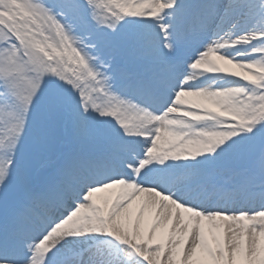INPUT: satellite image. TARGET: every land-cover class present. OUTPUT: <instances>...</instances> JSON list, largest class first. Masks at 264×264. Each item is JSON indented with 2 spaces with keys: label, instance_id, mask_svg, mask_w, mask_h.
<instances>
[{
  "label": "snow or ice",
  "instance_id": "6c2138e0",
  "mask_svg": "<svg viewBox=\"0 0 264 264\" xmlns=\"http://www.w3.org/2000/svg\"><path fill=\"white\" fill-rule=\"evenodd\" d=\"M0 264H264V0H0Z\"/></svg>",
  "mask_w": 264,
  "mask_h": 264
}]
</instances>
